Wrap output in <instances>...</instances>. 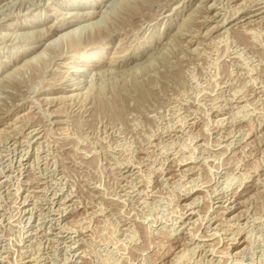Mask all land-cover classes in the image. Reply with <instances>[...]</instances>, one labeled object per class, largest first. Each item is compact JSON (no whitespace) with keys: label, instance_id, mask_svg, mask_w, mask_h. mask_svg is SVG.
<instances>
[{"label":"rangeland","instance_id":"374dc122","mask_svg":"<svg viewBox=\"0 0 264 264\" xmlns=\"http://www.w3.org/2000/svg\"><path fill=\"white\" fill-rule=\"evenodd\" d=\"M0 264H264V0H0Z\"/></svg>","mask_w":264,"mask_h":264},{"label":"bare ground","instance_id":"6f19581e","mask_svg":"<svg viewBox=\"0 0 264 264\" xmlns=\"http://www.w3.org/2000/svg\"><path fill=\"white\" fill-rule=\"evenodd\" d=\"M119 1V0H118ZM210 4V3H209ZM119 5V4H118ZM117 6V5H116ZM161 10V9H160ZM260 10V9H259ZM26 11V10H25ZM104 12V11H103ZM259 12V11H258ZM259 19V18H258ZM196 20V19H195ZM76 21V20H75ZM247 21V20H246ZM102 25V24H101ZM33 31V30H32ZM207 33V32H206ZM102 34V33H101ZM110 34V33H109ZM64 36V35H63ZM68 36V35H67ZM13 37V36H12ZM64 38V37H63ZM67 40V39H66ZM49 43V42H48ZM52 44V43H51ZM101 53V52H100ZM99 54V53H98ZM43 55V54H42ZM137 57V56H136ZM93 56L92 55H86V56H84V57H82V59H81V61L82 62H88V61H92L93 59ZM95 59V58H94ZM145 59V58H144ZM110 62V61H109ZM151 62V61H150ZM90 63V62H89ZM86 64V63H85ZM84 65V64H83ZM136 65V64H135ZM133 66V65H132ZM131 68V67H130ZM136 68H138V67H136ZM109 70V69H108ZM111 70V69H110ZM136 70V69H135ZM79 71V70H78ZM83 73H84V70H80V74H82L83 75ZM99 73V72H98ZM123 73V72H122ZM6 74V73H5ZM103 74V73H102ZM104 78V77H103ZM3 79V78H2ZM76 84V83H75ZM63 96V95H62ZM27 100V99H26ZM40 108V107H39ZM43 117V116H42ZM65 135V134H64ZM59 138V137H58ZM11 143V142H10ZM9 143V144H10ZM50 144V143H49Z\"/></svg>","mask_w":264,"mask_h":264}]
</instances>
